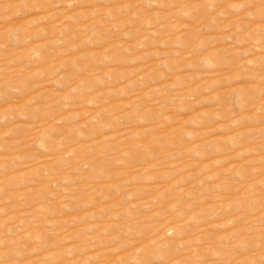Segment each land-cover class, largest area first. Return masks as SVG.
I'll use <instances>...</instances> for the list:
<instances>
[{
	"label": "rangeland",
	"instance_id": "rangeland-1",
	"mask_svg": "<svg viewBox=\"0 0 264 264\" xmlns=\"http://www.w3.org/2000/svg\"><path fill=\"white\" fill-rule=\"evenodd\" d=\"M0 264H264V0H0Z\"/></svg>",
	"mask_w": 264,
	"mask_h": 264
}]
</instances>
